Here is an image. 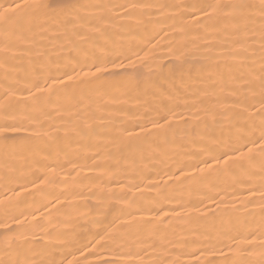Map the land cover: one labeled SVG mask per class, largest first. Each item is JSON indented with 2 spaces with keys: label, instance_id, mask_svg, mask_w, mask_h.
I'll use <instances>...</instances> for the list:
<instances>
[{
  "label": "bare ground",
  "instance_id": "obj_1",
  "mask_svg": "<svg viewBox=\"0 0 264 264\" xmlns=\"http://www.w3.org/2000/svg\"><path fill=\"white\" fill-rule=\"evenodd\" d=\"M23 2L0 0V11ZM66 2L80 7L24 18L7 39V63L0 51V126L7 119L22 129L0 139V260L86 264L95 260L87 251L111 259L119 244L138 264L258 260L261 201L248 203L247 189L259 195L260 161L241 168L219 154L260 134V104L251 99L259 87L245 85L261 74L264 0H224L253 6L247 25L256 39L244 42L247 51L231 25L206 34L191 24L183 6L204 0ZM92 5L109 6L118 25L110 46L147 60L132 57L137 71L109 77L120 83L103 89L64 77L65 68L80 70L74 28L98 13ZM49 76L52 88L38 94L31 85ZM98 242L103 248L93 249Z\"/></svg>",
  "mask_w": 264,
  "mask_h": 264
},
{
  "label": "snow or ice",
  "instance_id": "obj_2",
  "mask_svg": "<svg viewBox=\"0 0 264 264\" xmlns=\"http://www.w3.org/2000/svg\"><path fill=\"white\" fill-rule=\"evenodd\" d=\"M80 6L69 4L66 0H48L47 3H42L40 0H24L23 3H14L9 8L0 11V29H2L6 44L0 51L4 54V63L8 62V50L11 46L7 43V39L10 35L16 33L17 27H22V21L28 17L29 23L31 18H35L38 15H45L53 18H58L62 14L66 13L69 9H75ZM96 9H99L98 13L94 17L89 18L85 23L80 24L79 28H74V31L78 37L77 40L73 41V47L77 53H82V57L77 58L76 64L79 66V71L76 68L71 69L65 68L64 77L68 82L76 80L78 83L91 86L94 88L103 89L106 87H112L113 84L119 85L120 81H110L109 77H120L122 74H126L129 71L135 73L137 69L134 65L137 60L132 57H138V53L131 51V49H117L115 46H110L109 37L111 30L116 28L118 25L114 24L112 18L109 17L105 9H109L107 5H92ZM124 8L123 5H112L111 8ZM130 8L134 9L137 5H130ZM164 7V6H161ZM252 5L245 3H227L224 0H204L201 3H192L184 5L186 14L192 17L191 24L197 26V29H203L208 34L209 29H215L217 33L220 31L228 32L229 25H231V31L234 33V42L241 45L243 51H247L244 47L245 41H254L256 39L254 30H250L247 25V21L251 19V16L247 13V10L252 8ZM110 10V9H109ZM128 12L125 10L123 15H127ZM78 19H82L77 16ZM260 19L264 20V3L260 5ZM245 21L242 25L241 21ZM86 29V30H85ZM81 30H83L81 34ZM184 30V29H182ZM260 50H261V74L256 78L255 81L247 82L245 87H253L258 85L259 92L252 95L251 99L256 103L260 104V109L255 115L260 117L259 123V136L254 139H246L243 143H239L236 146L231 144L225 145L219 156L224 157L225 165H238L244 168L245 165H252L255 161L259 160V172L264 177V24L260 28ZM241 33H244L241 35ZM91 59V63H89ZM142 61V65H147V60L144 57H138ZM127 62V63H125ZM72 71L73 75H68V71ZM152 68L149 67V72ZM84 77L85 79H81ZM48 79H53L51 76L47 77L44 81V85H40V80L37 78L31 87L37 88L38 94H43L44 88H52V85L47 84ZM58 79V78H57ZM56 81H54L55 83ZM61 87L67 85L63 81H59ZM35 98V97H33ZM9 104L5 105V110L9 107ZM163 119V116L159 117ZM153 127H164V125L153 124ZM22 129L11 127L8 120L6 119L2 126H0V139L7 141L9 132H18ZM257 140L259 143L257 144ZM232 152L235 155H229ZM219 156H217L216 162L219 163ZM211 159V157H209ZM198 163H207L206 160L199 161ZM212 167V165H208ZM253 195L249 198L248 203L252 200L258 199L261 201L260 205V227L264 228V180L261 182V190L259 195L254 194V189H247ZM152 211V209H148ZM11 229L6 228L5 231ZM251 233H249L250 235ZM234 239V238H233ZM209 244L213 241L209 240ZM254 245L248 244L241 251H246L248 247ZM97 247L103 248L99 242L97 245H93V249ZM261 252L259 253L258 260H248L243 255L237 256L232 259L231 264H264V241L259 245ZM123 245L119 244L112 249V256L114 258H102L101 253L97 251H87V256H95V260L86 261V264H138V261L133 260L122 251ZM79 251V249H76ZM197 251H203L197 249ZM195 255V252L190 253ZM212 253H210L211 255ZM81 260L85 259V254H81ZM0 264H57L54 259H38L30 260L25 258L23 261L19 259V256L15 259H4L0 260ZM68 264H74L73 261H69ZM157 264V262H153ZM193 264H199L198 259ZM205 264H212V261H205Z\"/></svg>",
  "mask_w": 264,
  "mask_h": 264
}]
</instances>
